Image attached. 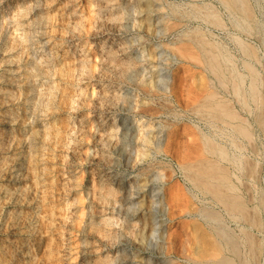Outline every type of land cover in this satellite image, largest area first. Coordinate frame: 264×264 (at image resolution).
Instances as JSON below:
<instances>
[{"label":"rangeland","instance_id":"rangeland-1","mask_svg":"<svg viewBox=\"0 0 264 264\" xmlns=\"http://www.w3.org/2000/svg\"><path fill=\"white\" fill-rule=\"evenodd\" d=\"M31 1L0 0V264H137L139 250L143 264H207L221 257L217 224L205 216L207 209L223 215V228L236 241L245 242L244 228L263 245L256 257L247 244L239 245L240 256L229 249L223 255L236 264L247 258L250 264H264V127L231 95V88L222 90L199 57V41L205 39L222 42L240 58L233 38L239 35L256 48L261 60L256 66L264 79V0L247 1L251 31L239 29L218 0H53L50 8L43 4L31 13L22 11L21 28L29 33L23 42L12 16L20 4ZM209 2L223 12L225 29L207 25L198 12L197 5ZM71 23L77 28L70 29ZM39 45L55 55L51 78L59 87L60 107L45 106L33 86L34 76H46L30 52ZM78 57L85 58L88 75L78 71ZM154 65L162 74L169 71L170 91L164 90L165 75L158 76ZM81 89L74 115L71 108ZM215 90L231 98L239 114L254 125L255 142L247 143L245 156L257 169L245 170L241 181H233L250 214L261 205L259 228L245 219L237 223L213 205L212 197L194 187L183 168L211 157L203 134H213L212 128L199 108ZM120 117H129L131 124L143 121L151 129L154 142L144 149L147 158L136 145L124 146L110 136ZM74 121L80 128L68 140ZM34 131L38 133L33 136ZM223 168L235 171L225 160ZM115 172L132 183L153 180L162 190L167 208L162 242L150 235L147 209L130 225L122 220L118 226L109 224L113 198L95 187L110 184L109 174ZM116 253L120 257L114 262Z\"/></svg>","mask_w":264,"mask_h":264},{"label":"bare ground","instance_id":"bare-ground-1","mask_svg":"<svg viewBox=\"0 0 264 264\" xmlns=\"http://www.w3.org/2000/svg\"><path fill=\"white\" fill-rule=\"evenodd\" d=\"M247 1L248 0H218L220 5L222 7L224 6L229 11L232 21L239 29L251 31L253 26V25L251 26V20L253 21V14L249 6V3L247 4ZM52 3L53 0H47V2H44V0H32L28 6L27 5L24 6L23 4L19 5L17 9V14L13 15L12 19H14V22L17 24L18 27H20V28H16V30L20 31L19 34L20 41L22 40L23 42H27V38H25V35L29 34L25 27L21 28L23 26V22L25 18V15L23 14L22 11L24 12L27 11L28 13H31V11H33L34 9L42 7L43 4H46V8H50L52 6L51 5ZM197 8H198L197 9L198 12L199 10L200 13L203 12V16H204L203 18L207 25H210L212 27L221 30L227 27V23L223 18V12L219 9V7L215 6L213 3L210 2L205 3L202 6L197 5ZM39 10H38L39 14L44 15L42 9L40 11ZM38 17L41 16L38 15ZM0 18L2 21L4 17H0ZM77 25H78L77 23L74 24L71 23L70 29L73 30L74 28H77ZM3 28L4 25L1 22L0 34ZM195 33L198 35L200 34L198 33V31ZM233 38L240 51L241 54L240 58L235 54H233L228 49L227 46L222 44V42L219 41L207 42L204 41L205 39L199 41V46H200L199 48L202 52L201 55L199 54L200 55L199 57L204 62L206 67L209 69L211 74H213V76L216 78V80L219 83L218 85L221 86L222 90L224 89L228 91L231 88L232 90V92H230L231 95H233L234 98L239 103H241L242 107L245 110H247L249 114L251 113L256 116L257 124L263 128L264 127V96H263L264 79L262 77L263 75L260 73L259 69L256 66L257 64H260L261 60L257 53L256 48L252 44L247 42L239 35H234ZM105 44L106 43H104V45ZM14 46L11 47L13 48ZM109 46L111 47L112 44H109ZM113 50L114 48L112 46L109 52L114 54L116 50L115 51ZM30 52L33 54L34 58L36 59L37 65L40 68V70L42 69L46 75L45 77L42 78L38 76H34L32 78L33 86L36 88V90L38 89V91H36V94L40 99H43V101L46 100L45 106L56 108L60 104L61 97L60 99L58 98L59 87L55 85V81L51 78L55 55L47 51V48L42 45L32 48ZM185 52L187 53V51ZM185 54L182 55L183 56L188 55ZM115 55L116 54H114V56ZM239 60L242 63V68H243L242 71L239 69V63H238ZM77 66L79 69L78 71L81 70L83 73H85L84 76L88 75L86 70L88 67L86 65L85 58L78 57ZM154 69L158 72L156 73L154 71L156 74H158V76L165 75V79H164L165 85L163 88L164 90H166V92L170 91V84L172 82V78L169 74V71L163 72L164 74L163 75L162 73H160V68L158 67V65H154ZM12 79L13 78H11V80ZM155 81L160 82L162 80L160 79V81L157 80ZM213 87L217 88V86L215 85ZM218 91L217 90L212 91V93L208 96V99L204 102V104H202V107L199 108V110L202 112L203 115L205 114L208 115V117L205 116L203 117V119H206L207 122L209 121V125L212 128L213 134H208V133L203 134L204 136L203 138L205 139L204 148L207 151V154H209L211 157L209 159H205L203 161L198 162L197 165L194 164L189 166L187 164L188 166L185 165L183 168L184 170H186L185 172H187V176L190 179V181L193 182L194 187L204 191L205 194H209L212 197L214 203V204L212 203L213 205L220 206L222 210L224 208L225 211L231 217V219H233L237 223L245 219L250 221L252 226L255 225V227L257 226V228H259L258 226H263L261 218H259L262 211V208L260 207L261 205L256 206L254 209L255 212L257 213V216L255 215L256 214L255 212L254 215L250 214L244 198L240 195V189L238 185L233 181V177L235 180L237 179V181H241V173L245 172V170H250L255 172V170L257 169L255 163L254 164L252 163V165L250 164L249 166L250 162L249 161H248L249 163L246 162L248 158H246L245 156L247 143L250 144L255 142L256 136L254 133V125L251 123L250 120L243 118L239 114L238 109L234 106L233 100L231 98L223 96V93L221 95ZM77 95H78V100L75 97L77 101L74 102L73 109L71 108V111L73 110L72 114L74 115L79 112V107H80L79 105L81 104L80 100L82 99L83 96L82 89L79 90V93ZM59 96L62 95L60 94ZM142 107L143 106H141V108ZM114 118L116 119L118 117H114ZM131 122L132 121L129 120V117H120L119 122L113 125L112 130H110L111 133L110 136H115V138L119 139V142L122 143L124 146L126 144H130L132 146L136 145L137 150L141 153V155L143 156L145 155V157L147 158L149 155L148 154L146 155L144 149L149 143L154 142L152 140V136L150 135L151 129L147 127V123L143 121L142 122L137 121L136 124H131ZM71 125L72 126L70 128L68 140H73V138H75L80 128L78 122L74 121V123H72ZM200 130L201 133L202 132L204 133L202 129ZM37 133H38L37 131H34L33 136ZM55 134L57 135V133ZM45 135L48 137L51 136L47 132L45 133ZM117 139L115 140L116 142ZM162 139H163L162 135L159 136L158 138L159 142H157L158 147L160 146ZM71 143L72 141H67V144H71ZM118 145L120 146V144ZM126 147H128V145ZM260 150H262V148ZM140 153H138V156H140ZM223 160L229 162L233 166V168L235 169L234 172L232 171L233 173L232 172L230 173L226 168L225 169L223 168ZM250 171H248L250 173L248 175L254 173V172L251 173ZM109 176H111L110 184L95 187L97 191L103 192L104 189L105 192L104 195L113 198V200L111 199L113 203L110 205L112 208V213H110L111 217L110 219H108L109 224L111 223L113 225L118 226L120 225L119 224L120 220H122V222L130 225L132 221H134V218H138L139 215L143 213L145 209H147L148 213L150 214L148 218L150 220V227H149L150 235L154 238V241L156 243L162 242L161 234L163 232V227H164L163 216L167 212V208L165 207L164 204L165 196H163L162 190L156 189V186L153 185L154 183L153 180H148L145 182L138 181L132 183L131 181L125 179L126 176L120 175L116 172L113 174L110 173ZM261 195H263V193H261ZM263 198L261 201L264 212ZM205 211H206L205 216L208 218V220L214 221L217 224V226L214 229V232L218 241L217 242L218 250L219 253L221 254V257L208 259L207 264H236L231 257H228L227 255H223V251L229 249V251H232L234 255L240 256V250H239L240 244L242 245L247 244L249 246L250 249L249 254L251 256L256 257L257 255L256 252L262 251L263 245H261V242L259 243L255 241L254 238L255 235L253 236V234L250 231L249 232L245 231L243 228L242 232L245 233V242L242 240H241L242 242L241 241L238 242L235 240L232 234L228 230H226L227 228H223L224 226H223L222 214L218 213L214 209H209V210L207 209ZM143 254H144L143 251L139 250L138 253L134 255V257L136 258L134 259L135 262H137V264H143V258L141 257V255L143 256ZM117 255L119 256L118 253L112 255L114 262L120 257V256L118 257ZM116 257L118 258L116 259ZM254 259L257 260V258ZM194 262L195 264H204V262L200 263L197 260ZM242 264H250L249 259L247 258V260L244 261Z\"/></svg>","mask_w":264,"mask_h":264},{"label":"built area","instance_id":"built-area-1","mask_svg":"<svg viewBox=\"0 0 264 264\" xmlns=\"http://www.w3.org/2000/svg\"><path fill=\"white\" fill-rule=\"evenodd\" d=\"M263 181H264V178H263Z\"/></svg>","mask_w":264,"mask_h":264}]
</instances>
